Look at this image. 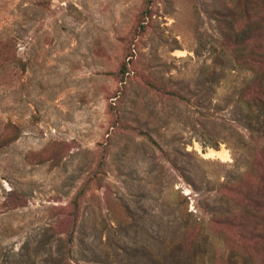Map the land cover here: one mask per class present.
Segmentation results:
<instances>
[{"label": "rangeland", "instance_id": "obj_1", "mask_svg": "<svg viewBox=\"0 0 264 264\" xmlns=\"http://www.w3.org/2000/svg\"><path fill=\"white\" fill-rule=\"evenodd\" d=\"M262 7L0 0V264H264Z\"/></svg>", "mask_w": 264, "mask_h": 264}, {"label": "trees", "instance_id": "obj_2", "mask_svg": "<svg viewBox=\"0 0 264 264\" xmlns=\"http://www.w3.org/2000/svg\"><path fill=\"white\" fill-rule=\"evenodd\" d=\"M235 14V11L230 10L229 15L232 16ZM240 17L244 20L245 25L242 29V38L239 43L243 44L246 42V35L251 30H256L259 34V37L261 39H264V7L259 8L254 15L250 14L248 9H245L244 12L240 15ZM9 42L10 38L7 39H0V66L5 64H12L14 62V56L12 53L4 55L1 51L3 48V43ZM245 48L239 49L241 53H244ZM239 52V53H240ZM259 56L260 61H264V49L259 50ZM121 70L123 73L128 72L127 64H123L121 67ZM251 81L245 88L247 90H252V98L244 100L245 104L247 106L255 107L259 112H263L264 114V69H257V73L255 74L254 79ZM168 94L181 96L178 92L175 91H167ZM262 114V115H263ZM263 129V128H262ZM262 135L264 136V130L262 131ZM252 190H247V192ZM257 207H263L264 208V198L260 197L258 200H256ZM262 223V222H261ZM264 227V224H262ZM72 235V234H71ZM185 251V249H184Z\"/></svg>", "mask_w": 264, "mask_h": 264}, {"label": "bare ground", "instance_id": "obj_3", "mask_svg": "<svg viewBox=\"0 0 264 264\" xmlns=\"http://www.w3.org/2000/svg\"><path fill=\"white\" fill-rule=\"evenodd\" d=\"M203 154L207 157L219 158L225 161L231 158L228 149L225 147H222L220 149L208 148Z\"/></svg>", "mask_w": 264, "mask_h": 264}]
</instances>
